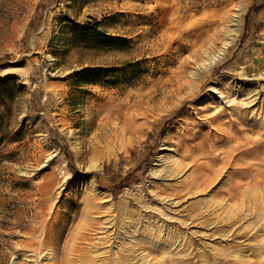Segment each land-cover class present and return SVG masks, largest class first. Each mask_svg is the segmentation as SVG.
<instances>
[{
    "label": "rangeland",
    "instance_id": "obj_1",
    "mask_svg": "<svg viewBox=\"0 0 264 264\" xmlns=\"http://www.w3.org/2000/svg\"><path fill=\"white\" fill-rule=\"evenodd\" d=\"M253 3L0 0V264L30 262L51 222L109 264H264Z\"/></svg>",
    "mask_w": 264,
    "mask_h": 264
},
{
    "label": "bare ground",
    "instance_id": "obj_2",
    "mask_svg": "<svg viewBox=\"0 0 264 264\" xmlns=\"http://www.w3.org/2000/svg\"><path fill=\"white\" fill-rule=\"evenodd\" d=\"M244 10L243 4L239 3L236 5L235 10L230 17L227 31L225 32V40L220 49L216 54L211 55L201 63V67L209 68L216 64L226 48L234 42L236 35L240 30ZM228 143L231 144V142ZM237 148L233 147V150H236ZM262 202L263 199L260 198L259 203ZM66 230L67 224L61 222L47 223L44 230L40 231L38 227L30 229L29 231L31 235L38 234V240L33 244L35 247L29 251V253H31L29 256L31 261L24 262L23 264H109L105 261L94 260L83 253L80 256L75 255V251H72L69 248V233L64 239ZM29 241L30 240H27V243ZM44 251H47L48 255L43 256ZM19 252L24 251L19 250Z\"/></svg>",
    "mask_w": 264,
    "mask_h": 264
},
{
    "label": "trees",
    "instance_id": "obj_3",
    "mask_svg": "<svg viewBox=\"0 0 264 264\" xmlns=\"http://www.w3.org/2000/svg\"><path fill=\"white\" fill-rule=\"evenodd\" d=\"M253 5L249 8V10H248V14L249 13H251V12H254L256 9H258V8H260L261 6H260V3H262V2H264V0H253ZM248 14H247V16H246V18H245V25L246 24H248V20H249V17H248ZM99 27V24H97V23H95V28H94V33H96V29ZM168 123H169V121H168ZM167 123V124H168ZM167 124H166V126H167ZM69 155V153L68 152H66L65 153V156H68ZM69 164L71 165V162L69 161ZM69 165V166H70ZM127 178H128V176L126 177V178H124L121 182H120V184L121 183H123V182H125L126 181V183H129V181H127ZM129 179V178H128Z\"/></svg>",
    "mask_w": 264,
    "mask_h": 264
}]
</instances>
